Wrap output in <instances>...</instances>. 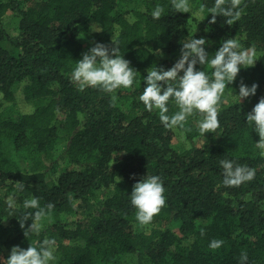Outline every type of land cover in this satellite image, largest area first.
<instances>
[{
    "label": "trees",
    "instance_id": "obj_1",
    "mask_svg": "<svg viewBox=\"0 0 264 264\" xmlns=\"http://www.w3.org/2000/svg\"><path fill=\"white\" fill-rule=\"evenodd\" d=\"M0 188V264H264V0H0Z\"/></svg>",
    "mask_w": 264,
    "mask_h": 264
},
{
    "label": "rangeland",
    "instance_id": "obj_2",
    "mask_svg": "<svg viewBox=\"0 0 264 264\" xmlns=\"http://www.w3.org/2000/svg\"><path fill=\"white\" fill-rule=\"evenodd\" d=\"M122 4L125 5L126 3H122ZM128 7H134V4L129 3ZM2 22H3V27L5 28V30L9 36L14 37L17 35V33H18V27H17L18 26V19L16 18V16L11 11L6 12V14L3 16ZM94 28H95V26L93 25L92 29H94ZM87 39L89 40V38H87ZM89 41H91V39ZM258 53L259 52L253 48L242 49L243 58L245 60V63L248 65H251L256 61ZM186 114L191 116V117H193V115H194V114H192V111H189V110L187 111ZM191 121L195 126H202L200 120L192 119ZM205 133H207V132H205ZM175 145L179 150L183 149V145L180 142H177ZM20 165H21V167L27 168V163L20 162ZM3 190L4 189L0 188V191H3ZM133 261H134V255H132V254H124L121 258V262L123 264H131V263H133Z\"/></svg>",
    "mask_w": 264,
    "mask_h": 264
}]
</instances>
